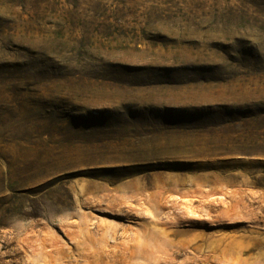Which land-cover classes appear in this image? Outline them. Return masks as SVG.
Wrapping results in <instances>:
<instances>
[{"label":"rangeland","instance_id":"rangeland-1","mask_svg":"<svg viewBox=\"0 0 264 264\" xmlns=\"http://www.w3.org/2000/svg\"><path fill=\"white\" fill-rule=\"evenodd\" d=\"M0 264H264V0H0Z\"/></svg>","mask_w":264,"mask_h":264}]
</instances>
